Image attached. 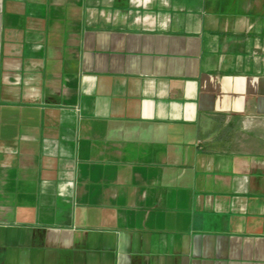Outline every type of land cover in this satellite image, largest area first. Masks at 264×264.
Returning a JSON list of instances; mask_svg holds the SVG:
<instances>
[{"label":"crops","instance_id":"crops-1","mask_svg":"<svg viewBox=\"0 0 264 264\" xmlns=\"http://www.w3.org/2000/svg\"><path fill=\"white\" fill-rule=\"evenodd\" d=\"M0 264H264V0H0Z\"/></svg>","mask_w":264,"mask_h":264}]
</instances>
